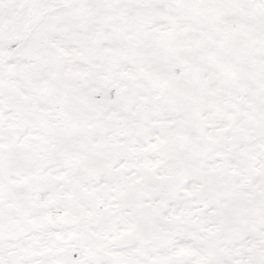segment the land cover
<instances>
[{"label":"snow or ice","instance_id":"6c2138e0","mask_svg":"<svg viewBox=\"0 0 264 264\" xmlns=\"http://www.w3.org/2000/svg\"><path fill=\"white\" fill-rule=\"evenodd\" d=\"M0 264H264V0H0Z\"/></svg>","mask_w":264,"mask_h":264}]
</instances>
